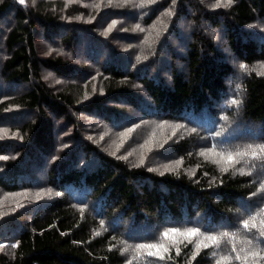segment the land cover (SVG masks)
Returning <instances> with one entry per match:
<instances>
[{"label": "trees", "instance_id": "16d2710c", "mask_svg": "<svg viewBox=\"0 0 264 264\" xmlns=\"http://www.w3.org/2000/svg\"><path fill=\"white\" fill-rule=\"evenodd\" d=\"M216 4L0 0V264L264 256V0Z\"/></svg>", "mask_w": 264, "mask_h": 264}, {"label": "snow or ice", "instance_id": "6c2138e0", "mask_svg": "<svg viewBox=\"0 0 264 264\" xmlns=\"http://www.w3.org/2000/svg\"><path fill=\"white\" fill-rule=\"evenodd\" d=\"M19 2L21 4H24L25 0H19ZM111 2H112V0H109V4H111ZM231 2H232V0H224V3L222 5L220 0H217V4L215 6L216 7H221V6L227 7L229 4H231ZM260 74H264V73H260ZM233 103H237V101H233ZM258 147H259V152L264 153V145L258 146ZM249 148H251V146H249ZM244 155H247V153L246 152H244V153L237 152L236 153L237 157H241ZM227 158L230 162L233 161V159H234V157L231 154H229ZM252 158L253 159H264V157L257 155V151L255 149L252 150ZM0 159H6V157H0ZM236 162H239V161L236 160ZM262 212H264V210H262ZM256 221H257V216H251L248 220H245L243 222V228L245 230H248V231H252L253 229H255L256 232L258 233L257 238L258 239L264 238V220H260L259 226H257ZM177 233L180 235H183L185 237H188V238L202 236V234L199 232V229H196V228H190V229H187L183 232H179V230H177V229H170L169 231L164 232L162 234L161 242L137 245L135 251L140 252L141 250L147 249V250H150V251H147V253H146L148 256H157L159 259H164L165 258L164 255L160 254V249H164L165 251H167L168 249L165 248L164 244L162 243V240L167 239L170 234L175 235ZM236 235H237L236 233H232L230 235L228 232H223L219 236L218 235L202 236V238L200 240H198V242L196 244V249H195L196 253H198L200 251L201 246L202 247H208L209 246V244L205 243V241L210 242L211 246H213L215 248H219L221 242L231 243L232 240H234ZM189 242L190 243L192 242L191 239H189ZM245 243L249 246V249H251L252 241L246 240ZM16 246L17 245H12V247H16ZM153 249H155L156 251H151ZM232 251L233 252L236 251L235 247L232 248ZM241 251L244 252V256L241 257L240 255H236L235 259L242 261V264H248V259L250 256L254 260L256 258L264 259V256H262L259 252L250 251L248 249H241ZM177 254H179L178 249H177ZM212 255L215 256L216 253L213 252ZM129 264H131V262H129ZM215 264H231V258L229 256H221L219 259H217L215 261Z\"/></svg>", "mask_w": 264, "mask_h": 264}, {"label": "rangeland", "instance_id": "374dc122", "mask_svg": "<svg viewBox=\"0 0 264 264\" xmlns=\"http://www.w3.org/2000/svg\"><path fill=\"white\" fill-rule=\"evenodd\" d=\"M19 1V0H18ZM148 138H152V136H149Z\"/></svg>", "mask_w": 264, "mask_h": 264}]
</instances>
